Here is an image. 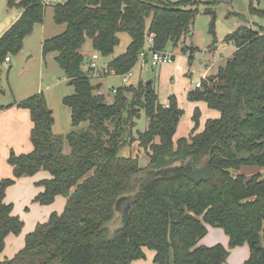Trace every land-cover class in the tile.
I'll return each instance as SVG.
<instances>
[{"label": "trees", "instance_id": "obj_1", "mask_svg": "<svg viewBox=\"0 0 264 264\" xmlns=\"http://www.w3.org/2000/svg\"><path fill=\"white\" fill-rule=\"evenodd\" d=\"M219 1L206 0L205 12L214 16ZM8 6L22 13L0 36V65L21 51L46 11L43 0H8ZM197 12L193 0L53 4L55 22L66 29L45 39L42 53H56L72 81L75 90L63 102L71 109L73 129L66 136L53 133V112L41 93L14 103L30 111L33 149L11 151L13 177L0 179V255L6 238L24 227L13 203L6 201L16 179L46 170L51 176L37 182L44 189L34 201L51 204L57 195L67 201L62 213L52 212L38 223L24 247L12 258H0V264H132L146 258V249L155 252V264H223L230 249L246 244L250 255L243 264H264V176L242 172L247 166L264 167V28L241 25L224 37L235 52L201 87L188 92L190 101L206 102L220 115L206 119L200 129L202 113L196 107L190 135L176 141L184 110L175 95L162 103L150 80L118 86L108 101L91 80L89 62L84 63L81 49L87 38L96 52L111 55L122 42L120 33H128L125 52L107 67V72L126 74L150 38L154 50L178 46ZM250 13L264 17V8L251 5ZM5 107L0 104V110ZM142 111L148 126L134 135ZM85 122L88 127L81 129ZM133 141L149 155L145 168L138 158L120 156V149ZM131 194V207L122 215L116 202ZM209 226L224 230L228 247L198 244Z\"/></svg>", "mask_w": 264, "mask_h": 264}, {"label": "rangeland", "instance_id": "obj_2", "mask_svg": "<svg viewBox=\"0 0 264 264\" xmlns=\"http://www.w3.org/2000/svg\"><path fill=\"white\" fill-rule=\"evenodd\" d=\"M193 1L197 2L198 12L190 33L185 36V39L178 46L174 47L171 43L167 46V50L174 54V61L163 63L156 67L148 66L144 69L136 65L134 67V74L129 78L127 83L123 82L120 75L106 72L103 69L108 67V63L112 58L125 52L131 41L130 35L128 33H120L122 43L115 48L114 53L111 55H102L96 52L93 49L91 39L87 38L81 50L85 57H91L94 52L98 54L99 59H96V69L93 71L91 80L95 85H98V81L103 82L101 92L106 96L108 101L113 99L115 94L112 92V88L129 84L137 85L138 76L142 75L143 79L154 82L160 101L167 102L168 97L171 95H166L167 93L165 92L167 90L171 89L172 92L180 94L186 86L187 88L189 85L192 87V83L201 80V76L207 68L206 64H211V61H206L208 58L203 51H206L209 46L214 45L215 41H218L219 44L226 43L224 37L241 25L264 28V17L250 13L251 5L263 9L264 0H220L215 4L214 16L205 12L206 0ZM53 4L46 5L43 22L37 23L32 33L24 39L21 51L15 55L8 56L11 61H5L0 65V87L2 92L0 93V104L9 107L10 103L14 104L34 94L41 93L45 97L47 106L53 112V133L59 136H66L73 129V126L71 109L63 102V98L66 95L73 94L75 89L72 84H69V79L55 59L56 53L51 52L46 56H43L42 53V42L47 38L61 34L66 29V24L55 22ZM18 10L19 8L16 6L9 7L8 0H0V34L15 19ZM211 23H214V25ZM229 43L230 45L227 50L224 51L225 55L229 54L235 47L233 46V42ZM192 46L196 47L193 54L190 49ZM149 48L148 42L145 50ZM29 55L32 57L27 61L26 69H24V61ZM219 64L221 63L214 64L209 72L216 74L220 66ZM161 65H163V72L160 67ZM221 65H225V63ZM85 68L87 69V65H85ZM100 72L105 75L101 74L103 76L100 77ZM191 73L193 74L192 76ZM189 101L187 95V99L183 101L182 106L179 105L184 110V114L175 133V141L180 137H188L190 135L191 128L189 127V122L194 123L193 114L195 107ZM203 119L204 117H202ZM147 126L148 119L144 111H142L141 117L137 119L136 126L133 129V134L136 135L137 131H144ZM87 127V122L82 123L81 129H86ZM69 149L67 144L65 151L69 152ZM119 153L123 157L132 156L138 158L142 168H145L150 161L146 149L140 146L138 141L129 142V144L120 149ZM242 172L250 175L254 172H261V169L255 166H247L244 167ZM29 194L26 191H20V188H17V191L16 189L12 190L10 193V201L14 202V213L24 222V227L20 234H12L8 239L9 242L11 239H18V241L21 240L23 242L26 235L34 230L38 223H42L40 221L43 218L39 217L40 212L37 206H34L38 205V203L31 199H26V195ZM55 205L57 206V204ZM14 248L15 245H9L8 250H13ZM145 262L154 264L152 261L146 260ZM231 263L236 264L233 260Z\"/></svg>", "mask_w": 264, "mask_h": 264}, {"label": "crops", "instance_id": "obj_3", "mask_svg": "<svg viewBox=\"0 0 264 264\" xmlns=\"http://www.w3.org/2000/svg\"><path fill=\"white\" fill-rule=\"evenodd\" d=\"M21 13H22V10L19 9L18 14L15 16V19L12 20V22H10V24H8V26L6 27L7 29L18 19ZM4 32H2V34ZM2 34H0V36ZM229 45H230L229 42L228 43L226 42L224 44H219L217 41L214 45L209 46L206 51H203L205 52L208 58L206 61H211V64L209 63L206 64L207 68L204 71L203 75L201 76V79H206L207 77L211 75H215V73L211 74L209 72L211 68L214 66V64L226 63L227 59L233 55V53L236 50V47H234V49L231 50L229 54H226V55L224 54V51L227 50ZM193 47L194 46L190 47V49H192ZM94 54H96V52L92 53V56ZM92 56L91 57L87 56V61L91 60ZM97 59H99V56ZM95 62H96V59H95ZM221 64L219 65L222 66ZM160 67L163 72V65H161ZM103 70L107 72L108 69L106 68ZM101 74L103 73L100 72V75H99L100 77L105 75V74L103 75ZM192 75L193 74L191 73V76ZM142 80L150 81V80L143 79L142 75L138 76L137 82L139 83ZM98 82H99L98 90L99 92H101V87L103 86V82L102 81H98ZM69 84H70V81H69ZM192 84H193L192 87H190L189 85V87L187 88L186 86L180 94H177L176 92H172L171 89L167 90L165 93H167L166 95L168 96L170 94H175L178 98L179 105L182 106L183 101L187 99L188 92L195 88V84L194 83ZM161 102L166 103L165 101H161ZM189 102L192 106H194L195 108L198 107L201 110L202 114H201V119H200L201 120L200 129L204 126L206 119L217 118L220 115V113L217 110L209 108L206 102H203V101H189ZM202 117H204L203 120H202ZM189 123H190L189 127L192 129L194 123L193 124L191 122ZM33 126H34V123L31 119V114H30L29 109L27 108H20V107H17L15 104H13L9 107H5L0 110V179L13 177V167L8 162V158H9L11 151H14L17 154L28 153L32 151L33 144L31 141V130ZM259 169H261V173L264 176V167L259 168ZM50 176L51 175L48 171L41 170L33 176H24V177L16 179V182L13 185L9 186L6 190V201L13 203V213H14V202L10 201V198H9L12 190L16 189L17 191V188H20V191H24V192L26 191L27 193H30L29 195H26V199H31L32 201H34L35 196L44 189L43 186L38 185L37 182L43 179L49 178ZM66 201H67L66 196L57 195L54 202L51 204L42 205L37 202L38 205H34V206H37L38 211L40 212L39 217L43 218L40 222L47 221L52 211L57 212V213H62L65 208ZM55 204H57V206ZM11 235L12 234H10L6 238V246L0 255L1 259L12 258L25 245V240L22 242L21 240L18 241V239H11V241L9 242L8 239L10 238ZM199 244L206 245V246L222 244L228 247L229 236L224 232L222 228L209 226L208 233L205 235V237H203L199 241ZM9 245H15V248L13 250H8ZM145 253H146V258L135 260L132 262V264H150V263L145 262L146 260L150 262L152 261L154 263L153 259H154L155 252L153 250L146 249ZM249 255H250V248L248 245L237 246L230 250V255L227 258V261L223 264H226V263L232 264L231 263L232 260L236 264H243V262L249 258Z\"/></svg>", "mask_w": 264, "mask_h": 264}, {"label": "built area", "instance_id": "obj_4", "mask_svg": "<svg viewBox=\"0 0 264 264\" xmlns=\"http://www.w3.org/2000/svg\"><path fill=\"white\" fill-rule=\"evenodd\" d=\"M58 2H62V0H43V3L45 5L58 3ZM148 42H149V45L152 46L153 39L150 38L148 40ZM97 58H98V54L96 53V54H94L92 56L91 60L87 61V63L89 62L90 67L93 70L96 68L95 59H97ZM7 61L10 62V57H8V56L6 57V62ZM173 61H174V54L171 51H168V50H154V49L149 48L148 50L143 49L139 53L136 65L140 66L141 69H144V68H147L148 66L149 67H156V66H158L160 64L171 63ZM133 74H134V68L131 71H129L128 73L120 75V76L122 77L123 82L127 83L129 81V78ZM202 80H204V79H201L200 81H196L194 83L195 87H201ZM116 91H117V88H112V92L113 93H116ZM99 93H102V92H99ZM110 101H112V99Z\"/></svg>", "mask_w": 264, "mask_h": 264}, {"label": "water", "instance_id": "obj_5", "mask_svg": "<svg viewBox=\"0 0 264 264\" xmlns=\"http://www.w3.org/2000/svg\"><path fill=\"white\" fill-rule=\"evenodd\" d=\"M32 56L29 55L26 57L25 61H24V69H26V65H27V61L31 58ZM84 63H87V57H85ZM70 84H72V81H70ZM99 87V84L97 85V88ZM50 112H52L50 110ZM133 201V195H126L123 196L121 198L118 199V201L116 202V210L119 211L122 215H125L126 212L129 210V208L131 207Z\"/></svg>", "mask_w": 264, "mask_h": 264}]
</instances>
